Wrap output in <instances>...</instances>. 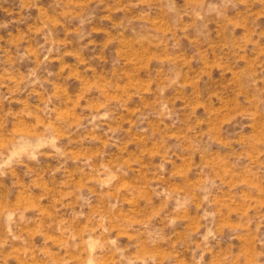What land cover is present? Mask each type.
Masks as SVG:
<instances>
[{"label": "rangeland", "instance_id": "obj_1", "mask_svg": "<svg viewBox=\"0 0 264 264\" xmlns=\"http://www.w3.org/2000/svg\"><path fill=\"white\" fill-rule=\"evenodd\" d=\"M0 264H264V0H0Z\"/></svg>", "mask_w": 264, "mask_h": 264}]
</instances>
